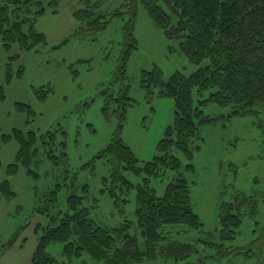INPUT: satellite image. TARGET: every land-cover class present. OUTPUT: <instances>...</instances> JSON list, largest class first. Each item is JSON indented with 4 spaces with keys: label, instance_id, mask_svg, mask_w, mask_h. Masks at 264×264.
I'll return each instance as SVG.
<instances>
[{
    "label": "rangeland",
    "instance_id": "1",
    "mask_svg": "<svg viewBox=\"0 0 264 264\" xmlns=\"http://www.w3.org/2000/svg\"><path fill=\"white\" fill-rule=\"evenodd\" d=\"M126 3L127 0L104 1L103 12L123 13L105 31L98 32L86 30L85 23L76 19L75 11L84 7L81 0H62L58 13L48 7L36 25L45 34L47 43L31 51L21 50L19 44L7 49L0 36V86L6 94L0 101V184L9 179L17 194L10 199L0 195V257L10 252L19 259L15 264H31L38 245L35 227L39 222L43 225L49 222L39 208L49 206L52 215L64 213L69 208L70 195L82 196L83 206L90 209V218L99 224L109 228L129 225V232L144 241L135 214L137 188L126 194L115 188L118 196L110 195L114 188L110 182L111 166L97 155L118 131L136 153L140 166L162 155L158 144L168 127L174 125L175 102L171 97L161 96L160 87L144 86L143 72L158 67L167 81L177 71L189 75L207 61L190 62L181 50V41L168 38L139 5L134 30L138 48L130 59L126 79L117 80L125 26L131 16V7ZM21 68L23 76H19ZM48 85L54 91L46 99L39 98L35 90L43 86L47 89ZM124 85H129V93L136 102L120 129V107L110 95H116ZM208 96L209 92L203 95L197 90L193 92L194 105L204 111V116L215 119L200 126L191 143L193 157L190 159L173 148L172 153L181 160L179 169H165L151 179L157 194L162 195L181 172L189 183L193 209L203 227L193 229L177 224L163 229L169 231L172 239L196 246L197 252L189 258L194 263L207 257V264H264V245L253 244L264 227V202L256 219L244 218L235 238L225 240L224 247L232 250L228 256L220 257L218 246L222 241L221 205L232 201L236 192L264 193V109L237 116L230 107L201 103ZM17 103L30 105L35 114L30 116L18 110ZM14 129L38 134L57 130L56 143L64 139L67 142L69 172L62 164L54 165L41 149L31 167L33 174L21 166L16 175L8 176L7 167L15 163L19 144L15 140L3 143L1 135L11 134ZM125 175L135 185L144 182L145 174L137 176L127 170ZM54 190L57 201L51 207ZM16 233L19 235L12 244ZM47 250L62 264H104L88 254L69 259L64 254L63 242H54ZM247 251L251 257L240 253Z\"/></svg>",
    "mask_w": 264,
    "mask_h": 264
},
{
    "label": "trees",
    "instance_id": "2",
    "mask_svg": "<svg viewBox=\"0 0 264 264\" xmlns=\"http://www.w3.org/2000/svg\"><path fill=\"white\" fill-rule=\"evenodd\" d=\"M61 1L2 0L0 36L4 46L9 49L13 44H19L21 50L31 51L46 44L47 38L37 29V22L45 15L48 7L54 9L53 13H58ZM104 1L81 0L84 7L76 10L74 15L77 20L85 23L86 30L105 31L115 18L122 15L121 10L103 12L101 9ZM125 5L131 7V16L125 26L117 80L126 79L130 59L138 48L134 30L139 5L144 7L152 21L164 30L168 38L181 41V50L190 62L201 64L207 61L204 67L193 73L186 75L177 71L167 81L163 79V72L158 67L143 72L144 86L160 87V95L171 97L175 102L174 125L168 127L165 137L158 144L162 155L155 156L153 160L140 166L136 153L119 131L97 155L111 166L110 182L114 188L110 190V195L118 196L115 188L121 189L120 193L124 194L137 188L138 206L135 214L144 241L141 242L129 232V225L109 228L99 224L90 218V209L83 206V197L70 195L69 208L64 213L52 215L49 206L39 208L43 215L45 213L49 217V222L47 225L39 222L35 227L38 245L31 264H62L47 250L54 242L64 243V254L69 259L88 254L93 260L104 264H142L156 260H163L168 264H207V257H201V262L196 263L189 260L197 252L196 246L172 239L169 231L164 232L163 229L177 224L193 229L203 227L200 216L193 209L187 179L178 172L162 195L157 194L151 185V179L159 176L165 169H179L181 160L172 153L173 148L183 151L191 159V143L198 135L200 126L215 120L212 116H204V111L194 105V90L199 95L209 92L208 98L201 103L230 107L233 115L245 116L256 113L259 108L264 109V0H127ZM23 74L24 69L21 68L19 76ZM11 78L9 70L7 80L10 81ZM53 91L50 85L47 89L43 86L35 90L42 99H46ZM129 92V85H124L116 95H110L120 107V129L130 107L136 102ZM5 97V89L0 86V101ZM16 108L28 112L30 116L35 114L27 104L17 103ZM56 133L57 130L38 134L14 129L11 134H2L3 143L15 140L19 144L16 161L8 165L7 175H16L21 166L33 174L31 167L41 149L54 165L62 164L67 170V142L64 139L57 144ZM62 134L66 135V132L63 130ZM189 166L192 167L191 164ZM127 170L137 176L145 174L144 182L135 185L126 177ZM0 193L9 199L17 196L9 179L0 184ZM51 194V207H55L57 190ZM261 195L264 196V193ZM261 195L236 192L232 201L221 205L219 217L222 241L218 245L221 248L220 257H226L232 252L224 247L225 240L235 238L244 218L256 219L260 215L261 204L264 202ZM18 235L16 233L12 238V244L16 242ZM253 244L264 245V227L258 232ZM240 253L252 256L248 251Z\"/></svg>",
    "mask_w": 264,
    "mask_h": 264
},
{
    "label": "crops",
    "instance_id": "3",
    "mask_svg": "<svg viewBox=\"0 0 264 264\" xmlns=\"http://www.w3.org/2000/svg\"><path fill=\"white\" fill-rule=\"evenodd\" d=\"M11 254L12 253L9 252L7 255H3L2 257H0V264H15L16 262L19 261V259L16 260V256H12ZM31 261H32V257H31Z\"/></svg>",
    "mask_w": 264,
    "mask_h": 264
}]
</instances>
